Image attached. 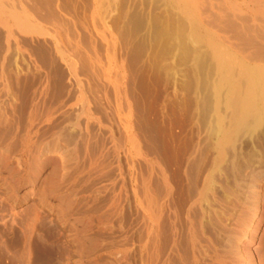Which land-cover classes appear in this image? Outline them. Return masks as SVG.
Here are the masks:
<instances>
[{"label": "bare ground", "instance_id": "1", "mask_svg": "<svg viewBox=\"0 0 264 264\" xmlns=\"http://www.w3.org/2000/svg\"><path fill=\"white\" fill-rule=\"evenodd\" d=\"M115 1L0 0V191L35 200L18 236L44 207L85 264H264V0ZM163 67L177 120L158 144ZM85 187L102 198L81 213ZM122 211L94 261L88 231Z\"/></svg>", "mask_w": 264, "mask_h": 264}, {"label": "rangeland", "instance_id": "2", "mask_svg": "<svg viewBox=\"0 0 264 264\" xmlns=\"http://www.w3.org/2000/svg\"><path fill=\"white\" fill-rule=\"evenodd\" d=\"M123 1V2H122ZM126 1V0H125ZM124 0H116V10L114 9V13H119L120 8L125 7L133 10L138 8L141 4V8L139 7L140 12L142 9H145V7L149 8V0H140L139 4L138 1L135 0L136 4L132 3V8L129 6L131 1L126 3ZM118 2V4H117ZM120 2V3H119ZM124 3V6H122ZM135 8H134V6ZM122 6V7H121ZM152 6L150 9V13L147 9L143 10L144 14L147 16L148 14H153L155 8ZM126 10V9H125ZM132 11V10H130ZM129 11V12H130ZM156 11V10H155ZM148 13V14H147ZM143 14V13H142ZM113 15V17H116ZM144 16V15H143ZM144 16V17H146ZM112 17V18H113ZM148 17V16H147ZM147 25V26H146ZM146 27V29H145ZM150 26L148 24H145L142 28L140 33L141 35L144 34V37L147 36V31L152 35V28H149ZM144 31V32H143ZM152 31V32H151ZM154 38V36H151ZM148 38V36H147ZM152 40V38H148L147 46L150 47L149 40ZM146 48L144 49V54L141 55L140 63L141 66L144 65V63L148 62L150 55H152V48ZM150 49V50H149ZM146 50V51H145ZM151 54L149 51H151ZM143 60V61H142ZM147 60V61H146ZM165 61H162L164 64L167 63V59H164ZM143 62V63H142ZM166 68L163 67V70L160 73V77H158V80H152L151 81V90L149 91L148 99L145 100V106L147 107V113L148 116L151 119H154L155 117H158L157 127L155 130H157V138H158V144L161 142L163 133L166 131L168 127L171 126V124H175L176 116H170L166 114V106L169 101V98L171 97V94L174 90V85L167 74ZM137 91L139 94H141V87L140 85L137 86ZM177 120V119H176ZM176 129V128H175ZM174 129V130H175ZM159 151V150H158ZM158 154V153H157ZM139 160L138 158H136ZM136 164L138 165V161ZM135 170V175H137V172L139 173V170L137 171V166ZM139 169V168H138ZM85 187L86 192H80L82 196L79 194L78 199L80 201L79 204L76 205L75 210L81 213L92 211L99 203L98 200H101L102 196L96 199L93 198L94 196L91 195V192ZM1 192V191H0ZM90 192V193H89ZM0 197L4 199H0L2 203H0V264H85V257H83L84 253H81L80 247V238H77L74 235L73 226L69 224V222L65 221L64 218L59 216L55 211H47L44 207H39V212L41 213V219L37 222L36 228L34 227L36 233L32 235L30 238H22L21 236H18V234L21 232V229L26 225V218L28 217V213L25 211L26 207L32 203L35 202V200L27 199L23 202L19 203H13L8 195L5 194V191H2L0 193ZM85 195V196H84ZM93 195V194H92ZM84 196V198H83ZM8 197V198H6ZM82 197V198H79ZM92 197V198H91ZM94 199V200H92ZM126 212V210H124ZM123 211L121 212V215H118L117 218H114L112 224H109L106 226V228L101 224L102 229L100 228V225L96 224L98 227H94L90 229L88 236H94L92 238H96V249L92 251L93 253H90L89 256L92 254V259L96 262L101 260V257L103 258V262H107V260H110L109 257H107L106 251H108V244H112V241L114 239L115 233L118 231L121 222V225L126 223V221L130 217V215H126ZM123 213V214H122ZM58 215V217L56 216ZM61 217V218H60ZM119 217V218H118ZM123 218V219H122ZM126 218V219H125ZM119 225V226H118ZM105 228V229H104ZM113 238V239H111ZM82 240V239H81ZM110 241V243L108 242ZM82 243V241H81ZM83 245V244H82ZM81 245V246H82ZM107 246V247H106ZM82 248V247H80ZM107 248V249H106ZM104 249L106 251H104ZM109 251H111V247H109ZM80 250V252H79ZM104 251V252H103ZM102 253V254H101ZM82 254V255H81ZM106 254V255H105ZM96 255V256H95ZM94 256V257H93ZM104 256V257H103ZM99 259H98V258ZM96 258V259H95ZM105 258V259H104ZM109 258V259H108ZM101 261V262H102ZM100 262V261H99ZM110 262V261H109ZM108 264V263H106ZM110 264V263H109Z\"/></svg>", "mask_w": 264, "mask_h": 264}]
</instances>
